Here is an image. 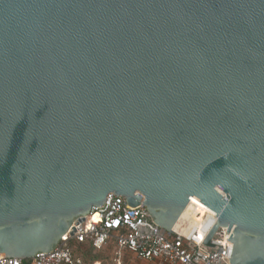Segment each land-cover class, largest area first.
I'll use <instances>...</instances> for the list:
<instances>
[{
	"label": "water",
	"instance_id": "obj_1",
	"mask_svg": "<svg viewBox=\"0 0 264 264\" xmlns=\"http://www.w3.org/2000/svg\"><path fill=\"white\" fill-rule=\"evenodd\" d=\"M110 192L264 264V0H0V257Z\"/></svg>",
	"mask_w": 264,
	"mask_h": 264
},
{
	"label": "built area",
	"instance_id": "obj_2",
	"mask_svg": "<svg viewBox=\"0 0 264 264\" xmlns=\"http://www.w3.org/2000/svg\"><path fill=\"white\" fill-rule=\"evenodd\" d=\"M217 220L207 212L199 225L188 230V238L156 224L143 203L131 205L124 196L110 192L103 205L93 206L84 219L73 223L56 248L27 259L0 257V264H86L70 247L71 241L96 249L113 243L119 262L127 251L159 264H231L234 246L227 245L232 235L227 227L220 226L206 242Z\"/></svg>",
	"mask_w": 264,
	"mask_h": 264
},
{
	"label": "rangeland",
	"instance_id": "obj_3",
	"mask_svg": "<svg viewBox=\"0 0 264 264\" xmlns=\"http://www.w3.org/2000/svg\"><path fill=\"white\" fill-rule=\"evenodd\" d=\"M111 248H107L101 253L102 258L104 259H102L100 263L87 260V258H91V257H87V258L85 257L86 264H153L147 261L139 260L137 257H135L134 254L132 255L130 252H125L119 262L118 258H115L116 255L113 252V248L112 249Z\"/></svg>",
	"mask_w": 264,
	"mask_h": 264
},
{
	"label": "trees",
	"instance_id": "obj_4",
	"mask_svg": "<svg viewBox=\"0 0 264 264\" xmlns=\"http://www.w3.org/2000/svg\"><path fill=\"white\" fill-rule=\"evenodd\" d=\"M75 250L74 252L78 255H84L86 258L87 257H92V258H87V260H91L92 262H98V261H102V259L104 258H95V257H98L97 254H95L94 250L95 248L94 247H89V248H86L82 245H79V244H73ZM85 260V258H83Z\"/></svg>",
	"mask_w": 264,
	"mask_h": 264
},
{
	"label": "crops",
	"instance_id": "obj_5",
	"mask_svg": "<svg viewBox=\"0 0 264 264\" xmlns=\"http://www.w3.org/2000/svg\"><path fill=\"white\" fill-rule=\"evenodd\" d=\"M73 244H76L74 241H71L70 242V247L73 249V251L75 250V248H74V246H73ZM80 245V244H79ZM82 246H84V247H86V248H89V247H93V246H91V245H89V244H83ZM113 248V252L115 253L116 252V246H115V244H113V243H110V244H108V245H106L104 248H102V249H96L95 248V250H94V252H95V254H97V256L98 257H95V258H102V255H101V253L105 250V249H107V248ZM111 248V249H112ZM127 252V251H126ZM125 253V252H124ZM124 253H123V255H124ZM132 254V253H131ZM78 255V254H77ZM123 255L121 256V258L123 257ZM133 255V254H132ZM80 256V255H79ZM81 257L82 258H85V256L83 255H81ZM136 257V256H135ZM92 258V257H91ZM116 258V257H115ZM85 261V260H84ZM143 261V260H142ZM97 262V261H96ZM147 262H149V261H147ZM86 263V262H85ZM97 263H100V261H98ZM150 263H153V264H159V262L158 261H155V262H150Z\"/></svg>",
	"mask_w": 264,
	"mask_h": 264
},
{
	"label": "bare ground",
	"instance_id": "obj_6",
	"mask_svg": "<svg viewBox=\"0 0 264 264\" xmlns=\"http://www.w3.org/2000/svg\"><path fill=\"white\" fill-rule=\"evenodd\" d=\"M206 215H207V213H206ZM206 215L204 216V218L202 219V221L205 219ZM202 221L191 220V225H190V227L188 228V230H189L190 228L194 227V226L199 225L200 222H202ZM188 230H187V231H188Z\"/></svg>",
	"mask_w": 264,
	"mask_h": 264
}]
</instances>
